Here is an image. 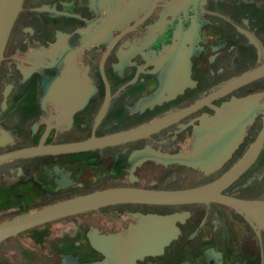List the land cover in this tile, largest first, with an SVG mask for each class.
<instances>
[{
    "label": "flooded vegetation",
    "instance_id": "flooded-vegetation-1",
    "mask_svg": "<svg viewBox=\"0 0 264 264\" xmlns=\"http://www.w3.org/2000/svg\"><path fill=\"white\" fill-rule=\"evenodd\" d=\"M262 67L264 0H24L0 63V155L43 153L0 163V223L109 188L207 185L252 149L220 194L261 207L112 204L6 239L0 264H108L130 243L149 250L123 264H264V74L237 83Z\"/></svg>",
    "mask_w": 264,
    "mask_h": 264
},
{
    "label": "water",
    "instance_id": "water-1",
    "mask_svg": "<svg viewBox=\"0 0 264 264\" xmlns=\"http://www.w3.org/2000/svg\"><path fill=\"white\" fill-rule=\"evenodd\" d=\"M24 0H0V63L3 60L5 48L14 26V23L22 10ZM264 74V67L244 76L237 83H244L253 78ZM229 87H226L228 90ZM224 90H222L223 92ZM160 123H152L141 128L127 130L124 132L112 134L101 138H90L88 140L59 145L48 150L53 152H73L86 150L96 146H103L113 142L134 139L143 134L157 130ZM264 140V130L258 138V144ZM255 149V148H254ZM43 153L40 146L23 148L17 151L0 155V163L21 157L35 156ZM255 158V152L252 149L231 171L220 179L200 187L179 191L149 190L141 188L117 187L105 190L95 191L79 196H75L42 209L27 213L17 218L0 223V244L6 239L16 236L26 230L43 225L45 223L96 210L104 206L119 203H153V204H183L192 202H205L208 200H220L238 207L247 213H255L260 209L259 203L227 197L220 194L221 188L235 180ZM148 247L143 243H130L122 249L114 250L110 254L108 264H123L125 261L132 262L135 258L148 252ZM151 251V248H150ZM99 264V263H95Z\"/></svg>",
    "mask_w": 264,
    "mask_h": 264
}]
</instances>
